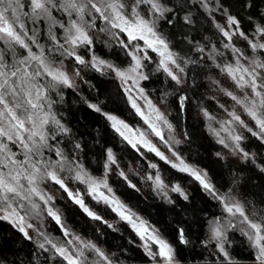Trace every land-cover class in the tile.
<instances>
[{
  "label": "snow or ice",
  "instance_id": "obj_1",
  "mask_svg": "<svg viewBox=\"0 0 264 264\" xmlns=\"http://www.w3.org/2000/svg\"><path fill=\"white\" fill-rule=\"evenodd\" d=\"M191 3L192 0H181L177 6L169 0H0V222H6L24 240L33 242L37 250L46 254V264H114L96 243L66 225L60 210L54 207L55 197L46 190L50 184L66 193L67 199L89 219L115 231L112 224L85 203V197L108 206L140 238V247L150 264H182L177 246L113 192L108 175L113 165L117 168L119 165L112 148L105 149L103 175L94 176L79 155L83 151L82 144L75 139L57 109L53 93L62 99L63 89L75 91L77 78L83 81V74L92 71L117 82L121 98L143 120L146 128H133L117 115L105 111L104 101L92 103L81 97L87 107L103 116L122 141L140 155L145 151L154 153L173 169L194 178L206 193L222 204L227 217L209 221L204 246L212 245L221 264H235L228 250L231 244L228 232L239 227L240 235L254 250L252 264H264V207L257 208L251 201L238 199L235 188L221 193L207 170L187 163L177 150L176 146L183 141L177 138L169 113L154 103L141 86L150 75L162 74L171 94L177 95L183 116L189 100L184 94L186 65L199 61L174 51L160 24L171 25L177 8L183 11ZM195 3L209 13L217 11L225 17L224 25L215 23L214 26L223 37L221 47L229 57L217 63L216 57L225 53L211 45L207 59L225 81L231 82L229 87H224L219 80L212 81L232 101L231 110L220 105L229 119L218 121L206 108H201V114L209 122L216 143L228 150L237 165H252L264 174V160L257 162L259 152L246 148L248 136L244 134L249 133L258 141V147L264 148V22L253 24L252 31L247 32L240 19L223 4L217 3L213 9L209 7V0H195ZM182 19L185 24H192L191 11ZM234 38L243 41L245 47H238ZM97 45L112 49L117 58L122 55L124 63L101 57L97 54ZM117 48L119 53L115 52ZM194 50L203 60L206 46L194 45ZM65 61L71 63V68L65 66ZM169 94L167 90L163 93L160 104ZM237 108L247 120L242 119ZM214 123L219 127H213ZM153 137L165 145L171 157L160 151ZM184 139H188L186 132ZM65 140L72 144L71 150L66 151ZM215 155L220 160L227 159L221 152ZM149 167L156 169L154 175L146 177L154 190L166 199L168 191L179 193L185 201L189 199L179 184L170 186L164 182L157 164L150 163ZM118 174L128 187L139 190L122 170ZM70 182L83 185L84 190H73ZM45 215L59 226L63 239L53 237L44 229ZM32 221L41 223L37 225ZM176 241L179 245L190 244L184 228L177 229ZM0 264H16L15 260H8L2 244Z\"/></svg>",
  "mask_w": 264,
  "mask_h": 264
},
{
  "label": "trees",
  "instance_id": "obj_2",
  "mask_svg": "<svg viewBox=\"0 0 264 264\" xmlns=\"http://www.w3.org/2000/svg\"><path fill=\"white\" fill-rule=\"evenodd\" d=\"M169 2L178 6L181 0H169ZM217 3L223 4L228 12L239 18L242 28L247 32L252 31L253 24L264 22V15H261L264 13V0H209V7L214 9ZM249 4L251 6L247 7L246 5ZM187 11L192 13L193 23L190 25L185 24L182 19ZM249 17H252L251 21ZM215 23L224 25L226 23L224 15L217 11L209 13L192 0L189 7L183 11L177 8V15L171 25L166 22L160 24L161 31L171 42L174 51L182 57L199 61L198 64L186 65L187 84L184 94L189 100L186 102L183 116L178 107L177 95L171 94L172 90L167 83H164L165 77L162 74L150 75V79L143 81L141 86L145 88L154 103L169 113L168 118L176 128L177 138L183 141L176 146L177 150L187 163L207 170L212 183L221 193L227 192L229 188H235L238 199L251 201L257 208L264 207V204H261L264 200V174L254 169L252 165H237L235 158L229 156L228 150L216 143V137L208 127L209 122L201 114V108H206L218 121H224L229 117L220 105H224L229 110L232 107V101L212 81L219 80L224 87H229L231 82L225 81L212 61L207 59L211 45H215L225 53L224 56L216 57L217 63L229 57L227 51L221 47L223 37L215 28ZM234 41L238 47H245L243 41L237 38H234ZM194 45L206 46L203 60L200 59L201 54L194 50ZM115 52L119 53V49L117 48ZM97 54L114 63H124L122 55L117 58L112 49L102 45H97ZM150 55L158 59L155 53L150 52ZM65 66L71 68V63L65 61ZM83 75V81L77 78L75 91L63 89L62 99L55 93L53 99L57 101V109L71 127L75 139L82 144L83 151L79 155L85 167L94 176H102L105 149L112 148L119 167L112 166L108 183L115 195L148 225L158 229L163 237L177 246L182 264H221V259L215 255L216 250L211 244L205 247L203 241L208 236L209 221L216 217H227L222 204L206 193L194 178L173 169L154 153L145 151L143 156L140 155L122 141L103 116L90 110L81 97L92 103L104 101L102 107L105 111L117 115L133 128L143 130L146 125L121 98L114 79L101 76L94 71ZM166 90L170 94L165 102L160 104ZM237 111L242 119L247 120L239 108ZM212 126L218 128L219 124L214 123ZM185 132L188 134V139H184ZM244 134L248 136L245 142L246 148L259 152L257 162L264 160V148H259L258 141L249 133ZM152 139L162 152L171 157V153L163 143L155 137ZM65 144H67L66 151L71 150L72 144L68 140H65ZM217 152L223 153L227 159H218L215 155ZM150 163L157 164L166 184L170 186L179 184L189 199L185 201L179 193L171 191H168L166 199L154 190L152 182L146 179L147 175H154L156 172V169L149 167ZM120 170L136 185L138 191L128 187V183L118 174ZM70 187L73 190L77 187H80L81 191L84 190L75 182H70ZM46 190L55 197L54 207L60 210L66 225L73 232L96 243L113 259L114 264H150L140 247L139 237L108 206L97 203L88 196L85 197V203L112 224L115 231L104 223L89 219L78 206L67 199L66 193L58 186L50 184ZM169 199L173 202L169 203ZM32 223L39 225L41 221H32ZM42 223L44 229L53 237L63 239L59 226L50 217L45 215ZM181 227L185 229L190 241L187 246L179 245L176 241L177 229ZM29 231L35 236L32 230ZM228 235L231 238L228 250L235 264H252L254 250L249 247L246 238L240 235L239 227L230 230ZM0 244L3 245L9 261L15 260L16 264H46V254L37 250L33 242L24 240L21 234L6 222H0Z\"/></svg>",
  "mask_w": 264,
  "mask_h": 264
},
{
  "label": "rangeland",
  "instance_id": "obj_3",
  "mask_svg": "<svg viewBox=\"0 0 264 264\" xmlns=\"http://www.w3.org/2000/svg\"><path fill=\"white\" fill-rule=\"evenodd\" d=\"M142 103V102H141ZM223 135H225V134H223ZM158 147V146H157ZM159 148V147H158ZM161 151V150H160ZM81 187L84 189V186L83 185H81ZM77 189H80V187H77ZM67 195V194H66ZM91 198V197H90ZM92 199V198H91ZM115 213V212H114ZM116 214V213H115ZM116 216H117V214H116ZM140 239V238H139ZM142 242L140 241V244H141Z\"/></svg>",
  "mask_w": 264,
  "mask_h": 264
}]
</instances>
